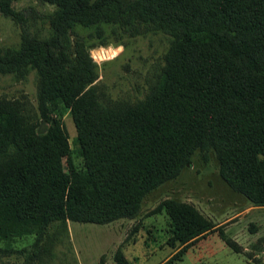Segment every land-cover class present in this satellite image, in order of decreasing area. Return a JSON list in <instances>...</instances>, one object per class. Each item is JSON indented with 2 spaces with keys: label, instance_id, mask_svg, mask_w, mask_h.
<instances>
[{
  "label": "trees",
  "instance_id": "obj_1",
  "mask_svg": "<svg viewBox=\"0 0 264 264\" xmlns=\"http://www.w3.org/2000/svg\"><path fill=\"white\" fill-rule=\"evenodd\" d=\"M44 1L56 6L50 39L30 37L0 53V73L36 70L41 103L69 111L83 168L62 169L68 143L60 121L38 133L0 105V240L41 233L57 219L132 216L196 148H212L222 180L264 204V0ZM130 17L160 26L171 43L144 99L104 104L91 56L79 39L69 43L66 29ZM161 206L179 254L215 229L188 202L165 198ZM114 257L128 264L120 251Z\"/></svg>",
  "mask_w": 264,
  "mask_h": 264
},
{
  "label": "rangeland",
  "instance_id": "obj_2",
  "mask_svg": "<svg viewBox=\"0 0 264 264\" xmlns=\"http://www.w3.org/2000/svg\"><path fill=\"white\" fill-rule=\"evenodd\" d=\"M55 8L44 0H7V7L0 9V53L17 50L30 37L49 40ZM66 35L70 44L82 41L91 59L93 54L99 57L110 54L111 48H123L115 59H92L98 100L116 105L144 99L171 43L160 26L137 17L70 23ZM37 91L34 68L0 73V105L30 121L38 133L46 130L51 118L60 121L68 143L62 169H82L68 109L61 103L42 104ZM165 198L192 204L215 229L179 254L176 242L169 245L168 219L160 207ZM117 251L128 264H264V204L253 203L222 180L212 148H196L174 177L145 193L132 216L104 223L53 220L41 233L0 240V264H117Z\"/></svg>",
  "mask_w": 264,
  "mask_h": 264
},
{
  "label": "clouds",
  "instance_id": "obj_3",
  "mask_svg": "<svg viewBox=\"0 0 264 264\" xmlns=\"http://www.w3.org/2000/svg\"><path fill=\"white\" fill-rule=\"evenodd\" d=\"M102 53L105 52L104 49H101L100 50ZM110 54H105V55H100L99 57L95 54L92 55V59L94 61H97L98 59L99 60H111V59H115L122 51H123V48L122 47H117V48H111L110 50Z\"/></svg>",
  "mask_w": 264,
  "mask_h": 264
}]
</instances>
